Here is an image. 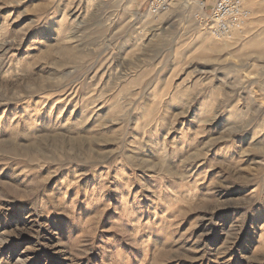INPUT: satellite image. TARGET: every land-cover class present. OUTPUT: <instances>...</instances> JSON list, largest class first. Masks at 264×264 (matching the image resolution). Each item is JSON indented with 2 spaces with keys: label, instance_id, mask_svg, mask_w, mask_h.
I'll return each instance as SVG.
<instances>
[{
  "label": "rangeland",
  "instance_id": "1",
  "mask_svg": "<svg viewBox=\"0 0 264 264\" xmlns=\"http://www.w3.org/2000/svg\"><path fill=\"white\" fill-rule=\"evenodd\" d=\"M245 1L216 41L196 0H0V264H264V0Z\"/></svg>",
  "mask_w": 264,
  "mask_h": 264
},
{
  "label": "built area",
  "instance_id": "2",
  "mask_svg": "<svg viewBox=\"0 0 264 264\" xmlns=\"http://www.w3.org/2000/svg\"><path fill=\"white\" fill-rule=\"evenodd\" d=\"M183 0H147L148 13L154 17L168 14ZM194 19L204 26L216 41H234L243 35L251 19L245 0H217L208 6L205 0H196Z\"/></svg>",
  "mask_w": 264,
  "mask_h": 264
},
{
  "label": "crops",
  "instance_id": "3",
  "mask_svg": "<svg viewBox=\"0 0 264 264\" xmlns=\"http://www.w3.org/2000/svg\"><path fill=\"white\" fill-rule=\"evenodd\" d=\"M208 6L214 4L217 0H205ZM250 5H253L254 8H259V0H247ZM252 8V6H251Z\"/></svg>",
  "mask_w": 264,
  "mask_h": 264
},
{
  "label": "bare ground",
  "instance_id": "4",
  "mask_svg": "<svg viewBox=\"0 0 264 264\" xmlns=\"http://www.w3.org/2000/svg\"><path fill=\"white\" fill-rule=\"evenodd\" d=\"M246 2V1H245Z\"/></svg>",
  "mask_w": 264,
  "mask_h": 264
}]
</instances>
